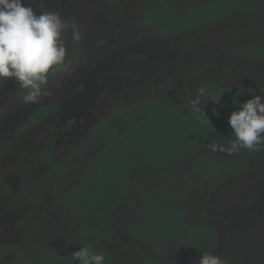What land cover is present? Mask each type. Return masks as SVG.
Wrapping results in <instances>:
<instances>
[{
    "label": "flooded vegetation",
    "instance_id": "af4514ba",
    "mask_svg": "<svg viewBox=\"0 0 264 264\" xmlns=\"http://www.w3.org/2000/svg\"><path fill=\"white\" fill-rule=\"evenodd\" d=\"M108 1L115 5L119 3V0ZM159 1L162 5L174 7L180 14L190 11L186 10L188 4L182 8L179 1ZM207 1L205 5L214 0ZM241 1H245L246 6H233L231 10H227L217 19L182 28L171 34L181 35L187 31L206 30L200 42L203 44L201 49L195 46L192 52L180 48L178 39L173 36L178 42L175 74H182L189 79V83L195 86L191 91L194 95L197 94L199 88H204V102L202 103L204 107L201 108V112L224 119H228L230 111L225 110L219 100L211 102L212 97L221 96L223 89L228 90L226 92L229 94L232 93L233 98L240 100L249 99L251 94L264 96L259 93V85L264 83V56L258 54L261 48H264V0ZM25 3L30 5L38 15L42 12H50L52 7L50 0H25ZM146 7H148L147 3ZM219 22L226 24L223 30L214 27ZM160 28L162 29L161 26ZM85 29L79 32L80 38L90 30ZM69 36L73 37V31L71 35L67 33L62 35L63 39H69ZM98 42L101 46L105 43ZM68 45L65 42L67 48L65 65L55 70L58 72L68 69L69 76L64 90L61 85L49 84L54 72L49 76L46 86L49 94L42 96L38 103L23 104L20 107L16 100L22 99V90H19L12 80L0 83V97L6 98L5 102L0 105V264H77L76 261L70 259V255L82 245L103 251L107 255L109 264H197L200 253L186 250L182 239L191 228L203 225L210 227L215 234V242L208 251L213 253L221 244L217 256L222 257L225 264L230 263L227 257L234 250L232 244L239 241L240 234L243 232L238 224L239 221H235L233 217L250 215L253 206H249L253 204V201L248 203L247 207L239 206L237 212L231 216L227 206L219 207L215 195H211L210 203H214V208L208 206L211 217L199 225L188 227L186 226V212L182 208L174 207L173 203L182 199L181 194L188 195L191 191L190 185L186 183L183 189L177 188L178 193L174 191L170 193L174 185L177 187L179 184V179H186L183 176L187 173L186 168L183 173L176 171L170 176L164 173L165 169H180L191 153L208 149V144L190 151L174 165L163 164L158 167L142 165L134 169L130 174L133 186L121 188L122 193L116 207L106 219L98 218L95 221L97 231L86 241L83 233L86 219L76 211L73 201L74 195L80 191V186L87 179L88 163L106 148V140L100 131V126L103 129L110 119H113L118 106L124 108L126 117L130 119L132 112L141 107V102L140 100L138 102L137 99L140 98L135 96L138 102L137 108L130 106L133 100L130 95L134 93L136 84L132 85L133 73L127 67H124L127 79L125 78L124 85L115 90L116 96L112 94L109 86L106 88L103 84L96 86L98 84L96 77L100 78L99 75L116 71L120 67V65L116 67L114 62L111 67L107 65L112 60L110 57L112 52H106L100 59L91 58L87 61L85 69L75 76V70L70 73L69 69L73 62L74 45L69 47ZM249 48H256V54H246ZM207 52H214L218 58L206 60ZM124 53L126 54V51ZM71 77L74 78L70 79ZM237 89L247 91L236 95ZM121 93L125 100L119 97ZM90 95L93 99L102 96L103 100L108 101L107 110L92 107L87 100ZM148 99L146 98L142 105ZM210 102L212 108H209ZM183 105L191 109L189 103ZM86 109H88V114L92 115L90 119L84 118L82 112ZM123 122L122 117L114 120V126L119 128L120 132L125 130ZM38 126L46 128L48 141L44 143L41 155L38 156L35 152L29 155L30 152L24 149L27 148L24 143L25 136L30 135V129ZM217 140L224 141L226 144L229 141L223 137ZM259 152L261 151L258 150L250 155L246 166L226 176L223 182L214 187L207 178H203L197 172V159L207 153L201 154L192 162L193 178L201 179L210 190L217 189L231 177L248 168ZM51 153L54 158L51 157ZM213 154L218 160L236 164H241L244 158L238 153L231 156ZM39 163L41 169L35 172ZM11 165L18 169V173L12 176V178L16 176L18 180L12 181L5 175L4 168ZM19 173L23 176L22 183L19 181ZM149 180L158 181L160 186L154 189L153 195L146 198L150 190ZM242 192L246 194L241 195ZM251 193L241 191L236 196L243 200L247 195L253 194ZM162 194L165 195V201H167V203L164 201L163 208L182 209L185 212L184 222L171 235L157 234L155 237H148L147 217L152 208L149 202L155 196ZM236 196L231 198L232 202H235ZM124 197L127 198V202L122 206V210H119ZM233 204L230 205L231 208ZM260 213L261 211L257 212V215ZM115 214L121 215L118 222L111 220ZM255 216L252 218L254 219ZM235 236H238L237 241L233 238ZM173 239L175 245L172 244ZM230 240H233V243ZM239 256L240 254L236 252L234 260L238 262Z\"/></svg>",
    "mask_w": 264,
    "mask_h": 264
},
{
    "label": "rangeland",
    "instance_id": "374dc122",
    "mask_svg": "<svg viewBox=\"0 0 264 264\" xmlns=\"http://www.w3.org/2000/svg\"><path fill=\"white\" fill-rule=\"evenodd\" d=\"M50 1L52 2L50 12L58 13L70 25L72 23L75 25L74 29L70 26L65 33L71 35L73 30L80 32L85 28L90 29L79 40H75L70 36L69 39H63L65 36L62 37L69 44L68 47L72 44L74 45L73 62L69 68L71 70L70 73L75 70L76 76L85 69L88 60L91 58L100 59L106 52H112L110 55L112 60L107 65L111 67L114 62L116 67L119 65L120 67L116 71L99 75L100 78L96 77L95 79L98 82L96 86L100 84H103L105 88L109 86L112 89V94L116 96L115 90L119 86L124 85L125 78L127 79L124 68L127 67L133 73L132 85L136 84V89L133 90L134 93L130 95L131 98L133 97L132 103L130 104L132 108H137L136 106L139 100L142 104L146 101V98L159 97L162 90L169 92L168 96L170 101L175 105L190 104V100L196 96L191 93L195 86L189 83V79L182 74H175L178 61L176 46L179 42L180 48L188 51L193 50L195 46V48L198 47V49H201L203 44H200V42L206 34V30L202 31L198 29L195 31H187L181 35L166 34L156 23L145 22L149 8L146 7V3L143 0H119L117 5L110 3L108 0ZM168 1L173 2V0ZM175 1H179L182 8L188 4L189 6L186 10L205 5L208 2L207 0ZM223 26H226V24L219 22L214 27L218 28V30H223ZM173 36L178 39V42ZM248 38L250 39V37ZM98 41L105 43L101 46ZM245 41H247V37H245ZM124 51H126V54ZM217 58L218 56L214 52H207L205 56L206 60ZM246 59L250 58L246 57ZM68 76V69L55 72L51 76L49 84L61 85L62 90H64ZM72 78L74 77L70 79ZM135 96L140 98L137 99L138 102L135 100ZM119 97L123 99L124 96L121 93ZM5 100L6 98L1 96L0 105ZM87 100L92 104V107L94 106L104 110H107L109 105L108 101L103 100L102 96H99L98 99H93V96L90 95V98ZM16 102L20 107L24 104L20 98ZM212 103L209 108H212ZM203 107L204 105L202 104L201 108ZM87 111L88 109L82 113L85 119H90L92 115H89ZM75 112L78 113L79 111ZM45 129L44 126L34 127L30 129V135L25 136L24 143L27 148L24 149L26 152L31 153L29 155L35 152L39 156L43 152V145L48 141V133ZM219 142L226 144L224 141ZM208 152H211L209 148L193 152L186 159V162L182 164L180 169L164 170V173L170 176L176 171L183 173L186 168L187 173L183 174L186 179H179L177 187L174 185L173 189L170 190L171 194L173 191L178 193L179 190L177 188L183 189L186 183L190 185L189 189L192 191H189L188 195L181 200L173 203V206L182 208L186 212V226L192 227L207 221L211 217L210 211L208 210V206L214 208V203H210L211 195H215L219 207L227 206L231 216H233L234 212H237L239 206L243 205L247 207V204L253 201V204L249 206H253L250 215L245 217L236 215L233 217L235 221H239L238 224L242 227L243 232L240 234L238 242L233 243V240H230L233 243L234 250L232 249L233 251L227 257V260L230 261L228 264H264V151L258 153L248 168L240 174L231 177L224 185L213 190L208 189L206 187L207 185L201 179H194L191 169L192 162L195 158ZM213 153H216L218 156L226 155L222 152ZM14 165L4 168L5 175L10 177L12 181L18 180L16 176L12 178L15 173H18V169ZM40 169L41 164L39 163L35 172L40 171ZM18 175H20L19 181L22 183L23 176L21 173ZM163 181L165 180L163 179ZM157 182L155 180H149L150 190L146 198L153 195L154 189L160 186ZM241 191H250L253 194L251 193L252 195H247L241 200L239 196H236ZM245 194L242 192L241 195ZM235 196L237 199L235 202H232L231 198ZM170 197L172 196L170 195ZM143 200L146 199L143 198ZM126 202L127 198H122L119 210H122V206ZM215 203L217 204V202ZM231 204H233L232 208L230 207ZM260 211L261 213L257 215V212ZM254 215L256 216L253 219L252 217ZM120 216V214H115L111 220L118 222L117 220L120 219ZM119 233L122 234L121 231ZM237 237L235 236L233 238L237 241ZM173 241L175 240H172V244L175 245ZM220 247L221 244L217 248L220 249ZM218 249L213 251L212 254L217 255L219 253ZM236 252L240 254L238 262L234 260ZM176 257H178V254H176Z\"/></svg>",
    "mask_w": 264,
    "mask_h": 264
},
{
    "label": "trees",
    "instance_id": "16d2710c",
    "mask_svg": "<svg viewBox=\"0 0 264 264\" xmlns=\"http://www.w3.org/2000/svg\"><path fill=\"white\" fill-rule=\"evenodd\" d=\"M144 1L149 8L145 22L158 24L163 32L169 35L179 29L217 19L233 6H246V2L241 0H214L208 5L194 7L189 12L180 14L174 7L162 5L159 0ZM245 53L255 55L256 48H249ZM258 54L264 56V48H261ZM63 66L54 68L49 76ZM226 91L228 90L221 91L219 101L230 113L236 110L239 103L247 100L233 98L232 93ZM119 117L124 118L125 130L122 132L114 126V120ZM227 120L209 113H195L187 105H175L170 101L167 90H164L160 97H151L141 104L140 108L132 112L130 119L126 117L124 108L118 106L113 119H110L103 129L100 126L106 140V148L88 163L87 179L80 186V191L74 195L73 205L86 219L83 230L86 241L97 231L95 221L98 218L106 219L116 207L122 193L121 188L133 186L130 174L134 169L142 165H174L194 149L222 137L233 139ZM258 150L264 151V144L257 146L253 151L241 149L238 152L240 156H244L241 164L218 160L213 152H210L197 159L196 169L214 187L223 182L226 176L246 166L247 158ZM51 157L54 158L52 153ZM184 197L185 195L181 194L180 198ZM164 201L165 195L162 194L149 202L152 208L147 217L148 237H155L157 234L171 235L184 222L185 212L179 208H163ZM182 242L186 250L200 253L213 246L215 234L206 225L198 226L191 228L184 235ZM105 257V264H109L106 254ZM76 263L79 264L78 261Z\"/></svg>",
    "mask_w": 264,
    "mask_h": 264
},
{
    "label": "clouds",
    "instance_id": "9594fccd",
    "mask_svg": "<svg viewBox=\"0 0 264 264\" xmlns=\"http://www.w3.org/2000/svg\"><path fill=\"white\" fill-rule=\"evenodd\" d=\"M70 25L56 12H42L39 15L25 0H0V83L12 80L22 90V102L38 103L49 93L46 86L49 74L54 68L65 65L67 48L62 35ZM73 39L80 34L73 30ZM259 93L264 94V83L259 85ZM243 91L237 89L236 95ZM204 88L190 100L193 112L200 113L204 102ZM219 97H212L216 102ZM237 103V102H236ZM233 139L227 144L218 140L207 146L211 152L234 155L241 149L253 151L264 144V96L251 94L246 101L239 103L227 120ZM79 264H105V253L82 245L70 255ZM197 264H225V260L210 251L200 252Z\"/></svg>",
    "mask_w": 264,
    "mask_h": 264
}]
</instances>
